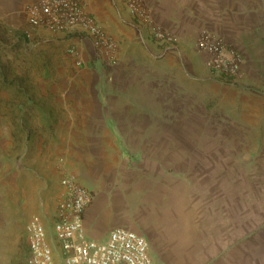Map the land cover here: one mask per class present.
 I'll return each instance as SVG.
<instances>
[{
  "label": "rangeland",
  "instance_id": "obj_1",
  "mask_svg": "<svg viewBox=\"0 0 264 264\" xmlns=\"http://www.w3.org/2000/svg\"><path fill=\"white\" fill-rule=\"evenodd\" d=\"M90 2L107 20L128 23L123 16V0ZM27 30L25 12L14 23L0 22L1 264H27L25 229L33 215L41 216L51 236L50 210L58 201L60 178L68 172H78L88 185L108 194L110 210L115 213V220H121L118 225L135 228L147 236L157 256L156 235L167 243L166 249L179 250L174 246L179 240V231L173 226L180 214H196L200 221L189 223L193 227L187 233L183 230L188 237L181 239L186 253L165 256H181L191 264L201 259L197 249L206 238L212 242L214 255L220 254L223 219H227L229 212H235L238 204L251 213L254 204L256 208L261 206L264 227V168L256 163L264 161V143L254 141L252 134L247 141L238 138V96L221 87V83H228L208 71L204 55L195 44L194 49L200 55L196 68L199 82L196 104L161 108L162 102H153L149 111L155 118L163 119L165 126L108 127L104 122L102 126L97 123L99 118H109L110 110L94 102V91L110 86V82L89 70L94 67L92 54L88 61L84 57L85 61L78 64L70 52V42L54 45L28 39ZM150 40L156 46L151 52L156 60L176 47L163 53L160 45ZM232 85L248 87L244 82ZM80 98L86 100L84 108L77 103ZM226 114L233 115L235 120V134L228 140L222 136L227 129L223 125ZM154 127L160 132L180 135L211 133L215 135L213 154L192 152L193 143L184 140L166 143L169 151L164 158H157V142L136 141L137 136L130 134L135 129L148 133ZM125 135H130L131 140L126 141ZM141 146L148 152L143 153ZM255 155L258 157L254 158ZM156 167L159 170H153ZM148 173L160 180L163 177L168 189L157 190L160 198L150 201L158 202L159 210H153L152 220L143 221L144 216L148 217L149 199L145 197ZM132 177L134 186L129 189L127 181ZM182 183L192 184V192L188 200V196L182 195L186 205L181 212L171 191H177L178 184ZM205 226L209 234L204 231ZM200 233L205 239L199 238ZM56 261L61 263L59 255Z\"/></svg>",
  "mask_w": 264,
  "mask_h": 264
},
{
  "label": "crops",
  "instance_id": "obj_2",
  "mask_svg": "<svg viewBox=\"0 0 264 264\" xmlns=\"http://www.w3.org/2000/svg\"><path fill=\"white\" fill-rule=\"evenodd\" d=\"M34 1L36 0H0V22L8 25L18 21L25 6ZM144 1L149 6L155 22L173 32L177 37L175 49L159 60L154 59L151 55V52L156 50L155 44L148 38L145 31L133 26L135 24L126 7L123 8V16L128 19V23H123L121 20L114 22L102 17L96 6L90 0H86L88 8L98 16L107 31L117 39L119 45L118 60L115 65H103L96 61L93 62L94 67L89 69L102 75L101 77L105 81L109 79L110 82V86L99 87L94 91V102L99 107L110 110L109 118H99L97 123L102 126L104 122V125L108 127L165 126L163 119L155 118L149 111L153 108V102H162L161 108H173L176 104L191 105L192 102L196 104L199 84L196 68L200 55L195 51L193 45L200 31L211 29L223 34L245 60L243 82L248 85L247 88L221 83L224 90L238 96L236 135L242 141H247L252 134L254 141L264 143V0ZM33 38L36 41H48V44L54 45L70 42L71 46L75 45L87 61L93 54L90 43L75 33L52 34L45 32L41 35L37 34ZM87 51H89L88 57L86 56ZM249 85L252 87L249 88ZM85 102V98H80L77 101L81 108L85 107ZM225 117L227 120L223 125L227 129L223 130L222 136H227L224 140H228L235 134L233 130L235 120L231 114H226ZM130 134L137 136L134 137L136 141L157 142L155 155L157 158H164L166 151H169L170 147L166 143L184 140L193 143L190 147L192 152L213 154L212 142L215 135L211 133L180 135L166 133L164 130L160 132L154 127L148 133L135 129ZM129 136L125 135L126 141L131 140ZM141 150L143 153L148 152L145 146H141ZM256 157L258 156L255 155L254 158ZM256 163L264 168V161ZM153 170H159V167ZM74 174L81 184L91 189L93 195L92 201L85 210L84 231L90 238L105 239L110 229L121 226L118 225L121 220H115L116 215L110 210V196L103 193L98 188L99 185L97 190L88 185L86 179H83L78 172H74ZM147 180L148 189L145 197L149 199L148 217L144 216L143 221L152 220L153 210L159 208L158 202L150 201V199L160 198L158 195L160 193H156L157 190H160L161 187L168 189L163 177L161 178L163 182H161L158 177L148 173ZM134 181V177L131 178V181H127L129 189L133 188ZM181 185L185 187H181ZM181 185L178 184L177 191H171V194H175L174 199L177 201L174 203L181 207L182 212V206L186 205L183 197L188 196L187 200L190 198L192 184L189 186L188 183H182ZM60 188V185H57L56 200L60 196ZM56 204L57 202L50 210L51 221L54 218ZM238 206L235 212L228 213L227 219H223L220 254L214 255L212 242L207 241V238L205 239L200 233L199 238L205 239L199 243L198 247H200L197 249L202 256L192 264H264V227L261 206L256 208V204H254L253 213L246 211L245 208H240V204ZM178 216L177 224L173 227L175 231H179L177 232L179 240H176L177 243L174 245L179 247V250L166 249L164 246L167 243L158 239L157 235L154 247L157 249L158 256L153 252L151 246L152 254L160 264H191L181 256L171 258L165 256L167 253H186L185 242L181 239L188 237L183 233V230L186 229L185 233H187V229L193 227L190 226L193 222L200 221V217L192 213L190 216L188 214ZM204 220L207 222L206 216ZM189 223L190 225H188ZM204 231L209 234L207 226ZM196 236L198 237V235ZM56 255L55 253V257Z\"/></svg>",
  "mask_w": 264,
  "mask_h": 264
},
{
  "label": "built area",
  "instance_id": "obj_3",
  "mask_svg": "<svg viewBox=\"0 0 264 264\" xmlns=\"http://www.w3.org/2000/svg\"><path fill=\"white\" fill-rule=\"evenodd\" d=\"M133 23L161 47L163 53L176 46V35L155 22L144 0H123ZM25 17L30 39L42 33H75L92 47L93 62L112 66L118 60V42L88 8L86 0H36L28 3ZM196 49L204 55V64L215 77L228 84L244 80V57L227 38L211 29H203L195 39ZM70 52L77 63L85 61L77 47ZM62 187L52 221V234L39 215L26 224L27 264H160L152 254L150 240L126 226L109 230L105 239L90 238L84 231V214L92 201V191L81 184L74 173L60 178ZM1 264V263H0Z\"/></svg>",
  "mask_w": 264,
  "mask_h": 264
}]
</instances>
